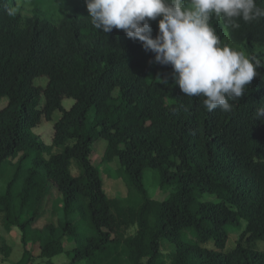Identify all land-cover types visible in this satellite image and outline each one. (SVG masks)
<instances>
[{"label":"trees","instance_id":"1","mask_svg":"<svg viewBox=\"0 0 264 264\" xmlns=\"http://www.w3.org/2000/svg\"><path fill=\"white\" fill-rule=\"evenodd\" d=\"M14 7L15 0H0V100H7L0 109V178L16 160L0 194L4 230L17 228L21 244L38 245L47 264L62 253L77 264L120 247L131 264H162L163 243L171 247L170 264H264L256 247L264 241V119L255 117L264 103V68L231 112H208L203 97L174 84L171 66L156 63L123 30L100 32L89 17L58 24L23 18ZM150 23L155 38L158 20ZM210 23L228 44L264 47V19L241 20L239 29L223 16ZM39 78L45 87L35 85ZM64 99L73 100L68 110ZM55 112L60 118L45 145L32 130ZM100 141L105 145L95 151ZM94 155L101 163L119 161L137 194L127 205L105 195ZM73 162L81 170L76 177ZM146 171L160 188H173L163 201L145 190ZM50 189L62 203L57 223L34 228ZM205 194L215 200L203 201ZM241 223L235 247L225 251L227 228ZM131 227L136 232L127 236ZM66 238L74 242L69 251ZM208 242L212 247L203 246ZM0 250L6 257L11 251ZM33 258L25 250L16 264Z\"/></svg>","mask_w":264,"mask_h":264},{"label":"clouds","instance_id":"2","mask_svg":"<svg viewBox=\"0 0 264 264\" xmlns=\"http://www.w3.org/2000/svg\"><path fill=\"white\" fill-rule=\"evenodd\" d=\"M91 25L103 33L123 30L141 42L154 61L171 66L172 80L189 97H203L208 112H231L235 101L264 67L261 58L249 57L222 42L212 18L223 16L233 29L239 21L264 19L257 0H84ZM159 18V19H158ZM158 20L153 38L151 21ZM168 84V80L161 81ZM257 120L264 119V103L257 106Z\"/></svg>","mask_w":264,"mask_h":264},{"label":"rangeland","instance_id":"3","mask_svg":"<svg viewBox=\"0 0 264 264\" xmlns=\"http://www.w3.org/2000/svg\"><path fill=\"white\" fill-rule=\"evenodd\" d=\"M14 11L19 13L23 18H31L36 16L38 19L48 20L53 24H58L66 17L75 16L77 18L89 17V13L86 8L84 0H15ZM222 42L228 44L224 39ZM231 47L243 51L247 56H256L261 58L264 63V47H258L249 44H241L235 46L228 44ZM264 68V67H261ZM35 85L45 87L47 80L45 78H39L34 81ZM7 104L6 99L0 100V109L4 108ZM73 104V100L64 99L63 107L68 110ZM60 118V113L55 112L50 122L41 120V123L32 130L34 135L45 144L50 145L53 139L54 130L53 125ZM105 145L104 141H100L94 146V150L101 149ZM104 148V147H103ZM95 150V151H96ZM57 150H53L52 153H56ZM47 157V155H45ZM92 164L98 169L100 178L103 184V190L105 195L109 199H117L122 205H127V201L134 199L137 194L128 186L124 175L121 173V166L117 159H114L110 163H101L98 156L94 155L91 158ZM16 160H12L7 163L2 170V177L0 178V194L4 192L6 184L11 179L14 171V163ZM71 175L76 177L81 174V170L77 167L76 163L73 162L71 165ZM143 185L147 191L149 197L156 201H163L170 192L172 187L164 189L158 186L156 174L152 171H146L144 174ZM203 201H214L215 197L209 194L203 195ZM62 207L59 194L56 191L47 190L46 195L40 206V214L37 220L34 222V228H42L46 223H57L58 211ZM245 227L244 223L237 227L227 228V242L225 245V251H229L235 247L241 233ZM136 232L135 227H131L127 236H132ZM21 233L13 227L10 232L4 230V219L0 215V247L7 246L11 249L10 254L6 257L4 252L0 250V264H16L21 258L25 250H29L34 255L33 264H47V260L40 258L38 245L28 243L24 247L20 242ZM65 251H69L73 246L74 242L72 239H63L62 241ZM203 246L212 247V243L208 242ZM256 247L258 250H264V241L257 242ZM171 247L166 243L162 244V264H170L171 260L169 257V251ZM52 264H72V259L67 253H62L53 257L51 260ZM77 264H131L129 258L122 247L115 251H111L107 255L97 256L93 260L82 261Z\"/></svg>","mask_w":264,"mask_h":264}]
</instances>
